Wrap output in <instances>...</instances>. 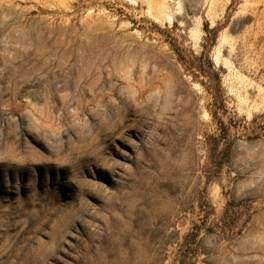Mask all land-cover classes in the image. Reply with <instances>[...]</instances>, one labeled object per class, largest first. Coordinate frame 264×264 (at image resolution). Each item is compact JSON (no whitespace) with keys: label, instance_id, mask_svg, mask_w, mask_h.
Instances as JSON below:
<instances>
[{"label":"rangeland","instance_id":"rangeland-1","mask_svg":"<svg viewBox=\"0 0 264 264\" xmlns=\"http://www.w3.org/2000/svg\"><path fill=\"white\" fill-rule=\"evenodd\" d=\"M0 264H264V0H0Z\"/></svg>","mask_w":264,"mask_h":264}]
</instances>
